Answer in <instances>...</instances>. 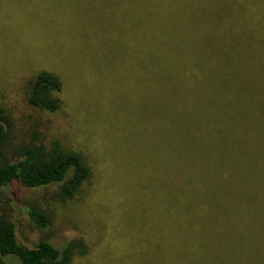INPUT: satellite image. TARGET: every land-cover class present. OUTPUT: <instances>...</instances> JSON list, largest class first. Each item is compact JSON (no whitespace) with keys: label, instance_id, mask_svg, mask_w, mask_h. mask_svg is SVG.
I'll use <instances>...</instances> for the list:
<instances>
[{"label":"trees","instance_id":"1","mask_svg":"<svg viewBox=\"0 0 264 264\" xmlns=\"http://www.w3.org/2000/svg\"><path fill=\"white\" fill-rule=\"evenodd\" d=\"M191 3L202 7L203 28L217 17L206 12L217 10L211 5H235L232 22L220 17L218 23L223 18L235 26L240 40L234 47H207L209 54L140 56L131 66L140 69L145 98L137 147L142 159L136 161L146 173L141 186L158 206L156 228L171 236L170 247L142 251L139 263L264 264V247L249 243L250 230H264V0ZM214 34L225 36L218 29ZM62 83L52 72L28 76L24 99L42 115H54ZM11 128L0 102V192L11 207L13 186L59 202L82 195L92 174L81 152L43 140L34 127ZM24 210L38 230L48 229L42 204ZM86 252L81 240L26 247L17 240L12 216L0 214V264H71Z\"/></svg>","mask_w":264,"mask_h":264},{"label":"rangeland","instance_id":"2","mask_svg":"<svg viewBox=\"0 0 264 264\" xmlns=\"http://www.w3.org/2000/svg\"><path fill=\"white\" fill-rule=\"evenodd\" d=\"M197 1L205 6L209 0ZM211 6L217 10L205 11L217 17L203 28L202 7L191 0H0V102L11 129L34 127L43 140L81 152L92 174L74 201L13 186L16 207H11L0 192V214L12 216L20 244L81 240L87 252L71 264H140L142 251L170 247V230L156 228L158 206L150 194L146 198L141 186L146 173L136 164L142 159L137 147L145 98L140 69L131 66L140 56L234 47L240 40L235 26L218 20L232 22L235 5ZM36 12L39 17L33 18ZM217 29L225 34L221 39ZM42 71L63 82L61 108L54 115H42L24 99L26 78ZM126 175L132 180L125 181ZM36 204L49 214L46 230H38L24 210ZM250 231L249 243L264 247V230Z\"/></svg>","mask_w":264,"mask_h":264}]
</instances>
